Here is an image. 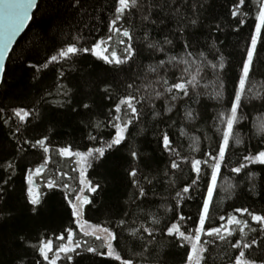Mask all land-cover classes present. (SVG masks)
<instances>
[{"label": "snow or ice", "instance_id": "1", "mask_svg": "<svg viewBox=\"0 0 264 264\" xmlns=\"http://www.w3.org/2000/svg\"><path fill=\"white\" fill-rule=\"evenodd\" d=\"M208 2L209 0H115L104 36L94 37L88 43L91 33L85 35L78 30L65 46H61L56 54L47 57L40 67L36 64L29 65L37 73L48 69L50 65H61L55 93L61 99H46L53 95L49 91L41 97V101L54 103L61 108L71 106L73 110L77 107L73 103V90L62 81L73 70L72 65L77 58L90 55L108 66L105 69L107 72L130 73L123 81V92L118 93L110 82H106L101 89L103 98L111 101V104L107 107L106 119L95 124L97 134L88 135L92 147H87L84 151L74 150L69 145L54 147L49 143V135L34 141L28 139L23 136V129L30 121L41 118L40 111L35 106H21L10 111L0 107V123L11 129L18 145L16 151L22 154L31 148L43 154L44 162L35 168H28L24 173L28 211L33 215L40 213L43 202L36 188L35 177L42 176L46 167L52 164L53 170L50 177H45L44 186L49 191H60L63 194L64 207L68 213L67 225L52 237H37L36 243H31L23 235L17 237L18 246L24 254L29 250L33 253L31 264H84V261L91 264L97 257L102 258V261H96V264H110L112 261L118 264H137L133 256L127 254V246H121L120 236L124 232L141 242L140 255L145 264H148L146 254L151 255L149 246L156 242L157 237L168 238V245L177 251L179 257L176 264H216L218 249L223 250L221 264H264V210L257 211L251 205L233 207L231 213L215 218L218 223H212L214 195L218 182L225 174L240 176L243 173L250 185L247 192L252 196H264V190H255V172L245 171L254 165L261 166L260 170L264 171V147H258L254 151L245 146L243 140L233 136L234 128L246 118L244 110L252 99L246 96V85L255 63L261 53H264V0H228V20L234 22L230 24L231 30L240 33L249 17L253 21L250 26L253 30L247 41L240 72L233 82L232 93L227 97L223 80L227 62L221 50V37H212L210 43L206 41L201 48L185 36L187 29L195 30L201 25V10L205 9ZM45 3L46 0H0V85L6 82V53L12 51L11 46L18 33L34 19V14ZM69 5L74 11H86L83 0H69ZM137 15L140 17L139 28L135 24ZM168 21H175L174 31L180 39L182 54L168 55L165 46L169 51L175 47L170 34L166 33L163 41H159L148 30L149 26L159 28ZM213 27L217 33L222 31L221 22H215ZM137 30L143 31L142 41L147 50L167 56V59L149 63L142 72L141 66L137 64L143 51L137 44ZM133 67L137 69L136 72L131 71ZM206 75L215 77L217 81L212 98L217 101L227 99L228 112L221 116V123L226 126V130L216 142L215 148L210 144L203 151L199 146L193 147L192 152L198 156L191 157L184 156L178 150L179 146L167 131H160L157 143L161 147V154L166 155L168 160V171L164 176L171 174L173 177L169 179V184L175 185V174L184 171L182 165L188 167L190 174L189 179L175 191L172 197L174 203L164 208L166 216L171 214L170 219L164 222L158 213H154L149 224L141 223L137 227H131L136 221L129 219L130 213L125 211L116 221L106 219L103 224L90 223L85 214L91 210L90 206H95L94 198L102 190V185L89 178V169L94 163L104 160L106 153L120 151L122 145L127 147L126 141L131 136L130 129L135 130L142 123L144 109H152L153 120L163 119V112L157 110L156 101H165L166 111L171 113L177 102L187 103L201 94V81ZM79 106L84 110H91L94 104L82 100L79 101ZM184 117L195 121L199 113L186 108ZM105 128L113 130L109 139H104L100 134ZM180 135H185L182 129ZM253 135L260 144H264V123L258 126ZM250 142L251 138L249 144ZM231 147L245 148L240 162L235 165L230 161ZM53 153L56 157L63 158L70 172L76 175H70L63 168H56L55 164L60 161L56 160L54 163ZM129 156L127 176L130 185L135 189L133 202L140 207L139 202H146L155 191L154 178L145 171V164L138 151H130ZM4 168L7 177L3 179V185H9L15 174V165L8 162ZM3 185H0V214L7 208L5 196L9 194ZM238 186V183L230 185L231 188ZM189 202L195 204L194 215L185 211ZM7 214L11 215V212ZM188 222H191V229L188 228ZM224 256L228 259L224 260ZM81 257L84 261L79 259ZM13 264H29V261L24 255H18ZM160 264H167V261H161Z\"/></svg>", "mask_w": 264, "mask_h": 264}, {"label": "trees", "instance_id": "2", "mask_svg": "<svg viewBox=\"0 0 264 264\" xmlns=\"http://www.w3.org/2000/svg\"><path fill=\"white\" fill-rule=\"evenodd\" d=\"M179 2V0H178ZM115 5V0H83V13L74 11L69 0H46L43 8L34 14L27 31L18 40L14 47L5 73V83L0 86V107H5L7 111L16 107L35 106L41 113L39 120L30 121L29 125L23 129V136L32 139L43 138L49 135V143L54 147L69 145L74 150L84 151L87 147H92L88 135H96L95 124L106 119L107 107L111 101L103 98L101 89L106 82H110L117 89L118 93L123 92V81L130 75L129 72H107L108 67L102 61L93 56H83L76 59L72 65L73 70L68 73L66 79L62 81L73 90V103L77 105L76 109L71 106L64 108L57 107L54 103H45L41 97L47 92L53 95L46 97L48 100L61 99L55 95L58 87L56 80L57 74L61 70V65H50L48 69L39 73L29 67L36 64L37 67L45 61L50 55L56 54L61 46H65L77 31L85 35L91 33L88 43L92 38L104 36L107 32V21L111 19V9ZM228 0H209L205 9L201 10V25L195 30L189 28L185 31V36L189 37L201 48L205 42L212 37L219 36L223 40L221 50L226 57L227 67L223 75L225 84V96H230L233 90V82L236 80L241 64L245 55L248 38L252 32L250 27L253 24L251 17L241 28L240 33L231 30L226 7ZM253 14L255 9L253 8ZM155 18V14L154 17ZM215 22L222 23V31L217 33L213 27ZM137 28L140 25V17L135 18ZM175 21H168L165 25L149 26L148 30L152 36L159 41H163L164 35L170 34L175 47L169 51L165 46L168 55L181 53V42L174 31ZM211 33V36H210ZM136 40L138 46L143 50L137 64L141 66V72L149 63H155L159 59H167L163 53H152L146 49L142 41L143 31H136ZM217 43H220L217 40ZM211 59V56H209ZM132 72H136L135 67ZM202 87L199 89L200 95L194 96L187 103L179 101L171 113L166 111V102L157 100V110H162L163 119L153 120L152 109H144L145 115L142 123L135 129H130L131 136L126 141L127 147L121 146L120 151L106 153L104 160L93 164L89 169L88 176L94 182L102 185V190L97 194L95 206H90L91 210L86 211L85 218L93 224H103L106 219L116 221L125 211L129 212V219L139 224H149L152 214L158 213L164 222L170 219L171 214L165 215L164 208L170 206L174 201L172 197L175 191L179 189L188 179L189 171L186 165H182L184 171L175 174V185L169 184L170 176H164L168 171V160L166 155L161 154V147L157 143L160 131H167L174 142L179 146L178 150L184 156H198L192 152V148L199 146L203 151L210 144L213 148L216 142L221 139L226 126L221 123V116L228 112L227 99L217 101L212 97L215 95L217 81L215 77L206 75L201 81ZM246 96L252 97L245 108V119L239 123L233 130L234 138L244 141L245 146L251 147L254 151L258 147H264L254 137L258 126L264 123V53H261L259 60L255 63L254 71L246 85ZM87 101L94 104L93 109L84 110L79 106V101ZM194 109L199 113L195 121L185 119V109ZM185 135H180V130ZM113 130L103 129L101 135L104 139H109ZM19 138V136L17 137ZM251 142L249 144V140ZM98 146V145H97ZM16 139L11 134L8 126L0 123V185H3V179L7 177L4 166L8 162L15 165V174L9 185H3L8 189V195L5 196L7 208L3 214H0V264H13L14 258L18 255H24L25 259L31 264L33 253L31 250L24 254V251L18 246V236H25L31 243L37 242V237H52L58 234L63 227L67 225L68 213L64 207L63 194L60 191H49L44 186L45 177H50L53 165L49 164L42 176L35 177L36 188L41 194L42 208L38 215H33L28 211L26 204V184L24 173L28 168H35L43 163V154L37 149L29 148L28 151L18 153L16 151ZM27 148L28 146L25 145ZM136 150L141 154L142 161L145 164V171L149 172L154 178L153 185L155 191L150 194L147 201H140V207L133 202V193L135 189L130 185L127 171L130 163L129 153ZM244 147L230 148V161L232 165L240 162V156L243 154ZM56 168H63L69 171L70 175L75 176L68 169L67 162L53 153ZM261 166H252L250 172H255V190H264V171ZM191 175H194L192 173ZM238 183V187L231 188V184ZM247 178L241 173L225 174L223 179L218 182L217 192L214 195L212 212L213 224L218 223L215 219L221 214L231 213L233 207L251 205L255 210H264V196H252L247 192L249 187ZM151 187V186H149ZM199 199V195H197ZM11 215H8V212ZM186 212H196L194 202H189L185 208ZM191 222H188V228L191 229ZM119 231V230H117ZM146 235V234H145ZM166 237H157L156 242L149 246L151 255L146 254L148 264H160L161 261H167V264H176L179 259L177 251L167 243ZM54 243H58L54 241ZM121 246H127V254L132 255L137 264H145L144 258L140 255V241L134 240L124 232L120 236ZM155 249V251H152ZM182 251V250H181ZM216 264H221L220 256H223V250L218 249ZM125 254V253H122ZM91 255V254H89ZM84 261V258H79ZM228 257L224 256V260ZM96 261H102L97 257ZM96 261L91 264H96ZM84 264L89 262L84 261ZM110 264H118L112 261Z\"/></svg>", "mask_w": 264, "mask_h": 264}, {"label": "water", "instance_id": "3", "mask_svg": "<svg viewBox=\"0 0 264 264\" xmlns=\"http://www.w3.org/2000/svg\"><path fill=\"white\" fill-rule=\"evenodd\" d=\"M31 21H32V20H31ZM31 21L28 22L27 26H26L24 29H22L20 33H18V35H17V37H16V39H15V42H14L13 45L11 46L12 51H13L14 47L16 46L18 40H19V39L23 36V34L27 31V29H28V27H29ZM12 51L9 52V53H6L7 59H6V61H5V66H7V63H8V60H9V57H10ZM0 86H1V85H0Z\"/></svg>", "mask_w": 264, "mask_h": 264}]
</instances>
